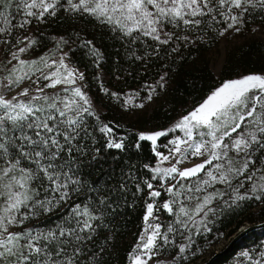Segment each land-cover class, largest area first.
Instances as JSON below:
<instances>
[{
	"label": "snow or ice",
	"instance_id": "1",
	"mask_svg": "<svg viewBox=\"0 0 264 264\" xmlns=\"http://www.w3.org/2000/svg\"><path fill=\"white\" fill-rule=\"evenodd\" d=\"M256 10L264 12V0H0V35L64 11L107 25L143 60L162 46L175 44L170 51L177 52L181 42L191 43L215 25H222L221 36L239 33ZM16 16L22 19L13 23ZM24 41L0 77V264H104L105 249L96 246L95 237L106 227V216L116 214V200L126 201L129 194L144 201V216L127 264H150L154 258L161 264L162 251L173 247L171 261H186L182 254L191 248L193 234L211 231L210 213L241 201H264V74L226 81L172 128L139 133L135 146L151 142L157 160L144 165L150 177L141 181L129 173L118 187H92L81 197L85 185L77 156L85 153L90 135L85 116L93 115L87 93L77 85L84 75L64 63L67 53L59 62L21 59L35 43L25 36L16 44ZM137 45L144 56L136 55ZM90 51L99 56L94 46ZM53 65L56 71L45 72ZM28 81L36 85L31 92L22 87ZM100 131L107 136L114 130L105 124ZM170 133L179 134L168 138ZM161 138L167 143H158ZM106 147L123 150L125 143L110 139ZM56 212L61 215L54 226L10 230ZM241 255L252 259L247 251ZM259 257L254 264H264V252Z\"/></svg>",
	"mask_w": 264,
	"mask_h": 264
},
{
	"label": "trees",
	"instance_id": "2",
	"mask_svg": "<svg viewBox=\"0 0 264 264\" xmlns=\"http://www.w3.org/2000/svg\"><path fill=\"white\" fill-rule=\"evenodd\" d=\"M21 19V16H16L13 23H18ZM221 26L215 25L199 32V38L191 43L181 42L177 52L170 51L171 47H175V44H172L162 46L159 53L136 60L130 54L131 47L126 40H122L120 35L112 32L107 25H101L87 16L79 17L59 11L56 17L44 21L33 19L32 23L27 25V29H30V39L35 41L31 45L33 48L46 50L55 41H65L70 61L82 69L85 78V89L90 97L93 115L85 116L90 135L84 141L87 145L85 153L77 156L79 177L85 185L81 197L92 187L101 190L118 187L129 173H134L141 181L150 177L152 173L144 165L152 166L156 158L151 142L139 141L141 147L135 146L138 135L145 126L153 125L157 129H163L178 113L198 105L223 81L250 71L264 70V41L249 40L227 53L219 75L211 71L205 55L216 46ZM244 27H257L264 31V12L253 11ZM20 30L22 29H14L9 37L15 33L20 34ZM87 41L92 43L86 47ZM93 46L99 50L98 57L91 54L90 49ZM136 55H145L144 49L139 45ZM165 74L164 87H159L157 82ZM126 92L134 93L136 98L142 101L149 100L148 96L151 94L154 105L143 120L147 121L146 123L137 120L128 125L121 124L116 114L124 104ZM112 93L117 95L113 96ZM96 104L100 106L101 111ZM136 123H139L138 127L135 126ZM105 124L113 128V134L106 136L100 131ZM121 138L124 140L125 149L106 147L110 139ZM164 139L161 138L159 142L162 143ZM96 149H99L98 154ZM131 183L129 181L130 185ZM131 191H135L134 186ZM113 199H116L115 196ZM116 204L119 205L116 214L106 216V227L101 226L94 240L98 248L105 249L104 264H127L128 253L137 243V237L143 227V200L133 201L132 195L129 194L126 201L121 198L116 200ZM253 207V201L248 200L238 202V206L218 210L211 224L213 230L208 232V236H198L199 241L206 242V237L213 235V232L219 237L230 236L241 225L264 221V206L255 211L251 210ZM60 215V212L41 214L25 221L23 225H18L15 231L54 226ZM263 237L264 228L248 232L236 241L229 251L241 249V245L247 243L259 244ZM203 245L209 246L207 242ZM197 257L194 256L188 261H194ZM230 258L231 253L227 251L211 253V257L203 264H226Z\"/></svg>",
	"mask_w": 264,
	"mask_h": 264
},
{
	"label": "rangeland",
	"instance_id": "3",
	"mask_svg": "<svg viewBox=\"0 0 264 264\" xmlns=\"http://www.w3.org/2000/svg\"><path fill=\"white\" fill-rule=\"evenodd\" d=\"M20 32H21L20 34L15 33V35L12 37H9L7 34L4 37L2 35H0V77L7 75L8 68L10 67V65L8 64V60L10 59L11 53L14 52L17 47H24L25 44L28 43V41H24L21 44H16V41L17 40H23V38L25 36H27L29 38V40H31L30 39V29L28 30L27 26L25 29L20 30ZM5 39H9L10 44H7V45L3 44V40H5ZM249 40H251V41H264L263 29H259L257 27H252V28L247 29L243 26V27H241V31L239 33H236L234 31H229L227 34H225L223 36H221L219 34V39H218L216 46L213 47L210 51H208V53L205 55V59L208 63L209 68L211 69V71L215 75H219L220 70L222 68V65L225 61V57H226L227 53L230 50L232 51V49L234 47L240 46ZM64 53H67L66 42L65 41H55L46 50H40L38 48L30 47L26 53L21 54V59H24L26 61H31V60L38 59L40 57H45V58H47L49 63H51L53 60L59 62V60L61 59V57L63 56ZM12 63H15V61H12ZM64 63L66 65H68V67L77 69L79 72L83 73L81 68L77 67L75 64H73L70 61L68 55L66 57H64ZM56 70H57V66L53 65L50 69H45V72L56 71ZM250 73L264 74V70L263 71H250L247 73L236 75L230 79L223 81L217 87H219L221 84H223L226 81L234 80V79H237L239 77H242V76L250 74ZM37 75H39V74H37ZM33 79H35V77H33ZM44 83H47V81H41V86H43ZM77 85L80 86L82 88V90L86 92L85 78L83 80H77ZM22 87H29L30 92H31L33 89H35L36 85L32 84L30 81H28V82H25L22 85ZM217 87H215V88H217ZM17 90H19V89H17ZM47 91H52V90H47ZM13 94L14 93H10L9 95H13ZM130 98H131L132 103L128 104L127 101ZM124 99L125 100H124L123 106H121V108L117 111V114H116L117 117L119 118L120 122H122L121 124L122 125H125V124L128 125V123H135V122H137V120H142L141 122L146 123L147 121H143V120H145V118L147 116L146 115L147 112L149 110H151V108L153 107L154 101L151 99L142 101L141 99H137L136 95L134 93H131V92H126L124 94ZM204 99L199 104H201L204 101ZM89 100H90V97H89ZM103 103H105V102H103ZM113 103L115 105L114 100H113ZM105 104H108V103H105ZM138 104H143L144 107L143 108L136 107V105H138ZM95 106L101 111V108L99 105L96 104ZM196 106H193L191 108L189 107L188 111H186V112L178 113L177 116L174 117L172 119V121L163 129H157L153 125H147V126H145V128H143V130L140 131V133L141 132L147 133V132L160 131V130H164V129H170L179 121V119L183 115H186L188 112L192 111ZM135 126L138 127L139 123H136ZM178 134L179 133H170V136L168 138H171V136L178 135ZM168 138H165L162 143H167ZM158 143H160V142H158ZM158 150L163 151V152H165V154H167L166 150L163 148H159ZM156 163H157V160L155 158L153 165H155ZM164 166L166 167L168 165L165 164ZM186 166H190V165H186ZM252 201H253V205H254V207L251 209L252 211L258 210V208H260L261 206H264V201H256V200H252ZM217 212H218V210H217ZM217 212H216V214H217ZM216 214L215 215H213L211 213L209 214L208 219H209L210 223L208 224V227L210 229H212L211 224L214 221ZM161 218H163V217H161ZM250 225H252V224L247 223V224L241 225L237 229V231L230 236L222 235L219 237L216 232H213L212 233L213 235H210L208 238L206 237V242L209 244L208 247L206 246L207 248L203 245L206 242H200L198 239V236H206L209 231L208 232L202 231L200 233L193 234L191 248L187 249L186 252L184 254H182L184 256H187L186 261L182 260V259L177 260V261H171V256L176 254L175 248H171L169 251H165V252L162 251V253L158 257V259L161 261V264H203L205 261H207L211 257V253L221 252V251L225 250L226 247L228 246L229 242L238 233H241V231H243L245 228H247ZM16 227H11L10 230L15 231ZM217 238H218V240H217ZM177 242L179 243L182 241H180V239L177 238ZM241 246H243L241 249H235V250L229 251V249H230L229 248L227 250V252L231 253V258L226 264H254V262L256 260L260 259L259 253L264 252V237L260 240L259 244L258 243H247V244H243ZM203 248H206V249L203 250ZM245 251L249 252V254L252 258L251 260L248 257H244L241 255ZM194 256H198L197 259H194V261H188L190 258H192ZM150 264H156V258H154V260L151 261Z\"/></svg>",
	"mask_w": 264,
	"mask_h": 264
},
{
	"label": "water",
	"instance_id": "4",
	"mask_svg": "<svg viewBox=\"0 0 264 264\" xmlns=\"http://www.w3.org/2000/svg\"><path fill=\"white\" fill-rule=\"evenodd\" d=\"M264 228V221L262 222H258V223H252V225L248 226L247 228H245L243 231H241V233H238L228 244V246L226 247L225 250H223L224 252L227 251L237 240H239L242 236H244L246 233L251 232V231H255V230H259Z\"/></svg>",
	"mask_w": 264,
	"mask_h": 264
}]
</instances>
